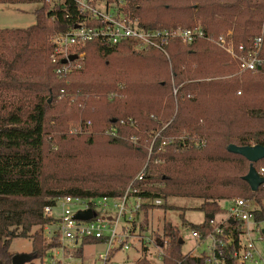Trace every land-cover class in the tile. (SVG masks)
Instances as JSON below:
<instances>
[{
	"label": "trees",
	"instance_id": "1",
	"mask_svg": "<svg viewBox=\"0 0 264 264\" xmlns=\"http://www.w3.org/2000/svg\"><path fill=\"white\" fill-rule=\"evenodd\" d=\"M166 1L128 0L126 11L140 16L145 28L198 26L206 38L213 39L230 33L235 47L242 46L244 53L252 49L255 38L261 37L263 63L254 73L239 74L225 52L203 39L190 45L170 42L164 46L167 57L153 48L137 52L132 42L113 47L93 42L84 48L85 71L69 81V78L59 80L48 60L51 53L48 38L68 28L66 17L74 15L73 4L69 0H0V4H40L34 11V25L26 29H0V75L3 76L0 89L7 93L16 90L19 95L10 97L8 106L0 107V264H12L15 254L10 251V245L17 238L31 241L28 264L41 261L48 254L49 247L42 238L41 228L47 222L42 210L53 199L123 196L126 187L105 190L102 185L95 188L75 181L78 184L59 192L50 190L43 182L46 149H53L51 143L57 133L66 129L68 119L80 115L82 121L96 124L106 120L115 127L109 129L114 132L108 140L111 147L124 146L122 137L126 135L138 137L139 143L147 141L144 149H135L147 166L144 182L139 186L149 182L163 188L140 189V197L147 200L141 211L145 223L147 212L158 208L151 203L155 199L163 196L200 199L198 210L205 214L204 221L186 225L203 241L213 231L210 216L220 212V201L234 196L255 199L258 203L264 199V187L254 193L242 179L247 173L239 167L240 163L245 164L247 172L251 163L227 151L230 145L264 147V0H194L191 5L187 0ZM134 61L153 71L150 82H123L113 70ZM37 67L40 81H34ZM60 90L93 96L81 111L77 106L69 108L65 102L57 101ZM113 93L124 100L105 102L104 94ZM67 109L70 114L65 113ZM100 113L106 117L98 116ZM64 137L62 134L58 138ZM234 160L237 167L231 172L208 167L200 172L192 167L196 162L217 165ZM157 161L167 164L164 172L155 170ZM260 163L264 159L252 164L257 173ZM131 170L122 168L111 183L131 181L127 174ZM254 220L263 221L264 210L256 213ZM239 226L228 223L234 243L240 233ZM165 237L163 264H207L205 256L182 254L178 231L169 228ZM101 242L83 240L76 255L82 257L85 246ZM223 253L224 264H237L231 256V247L224 248ZM135 264L150 263L143 258Z\"/></svg>",
	"mask_w": 264,
	"mask_h": 264
},
{
	"label": "built area",
	"instance_id": "2",
	"mask_svg": "<svg viewBox=\"0 0 264 264\" xmlns=\"http://www.w3.org/2000/svg\"><path fill=\"white\" fill-rule=\"evenodd\" d=\"M74 6V15H67L68 28L53 33L48 42L51 47L49 63L53 75L59 79H67L73 73L83 69L86 60L85 46L99 42L110 47L124 42L134 43L135 50L153 48L162 52L166 57L164 46L178 41L190 45L197 40H205L225 52L237 66L238 73L256 72L257 66L263 63L260 58L262 39H254L252 49L244 53L242 46L235 47L231 34L217 39L206 38L198 27L188 28H145L138 17L126 11L128 0H69ZM71 56L75 59L70 60ZM177 90L173 91L176 96ZM240 95V92H237ZM68 92L60 90L58 100L66 99ZM70 97V96H69ZM72 97V96H71ZM76 97V96H73ZM192 96L187 95V98ZM75 100L71 99V103ZM90 126V122L85 123ZM82 127L71 133L82 132ZM111 136L114 132L110 131ZM151 148L149 149V156ZM157 163V162H156ZM146 167L130 184L119 199L108 197L76 198L62 196L55 198L43 207V217L47 220L42 226V238L45 246L49 247L50 264H84L82 257L76 255L83 240H101L106 246L105 252L99 254L94 264H108L119 252L128 249L132 239L133 226L137 214L147 200L140 197L139 184L144 182ZM264 175V169L258 173ZM260 187H264V184ZM154 207L162 205L160 199L151 202ZM264 210V199L259 203L255 199L237 198L230 202L226 209L224 225H215L207 238L212 241L211 256L206 258L207 264H224L223 249L231 247V256L237 264H264V252L257 249L253 240L264 242V220L256 222L254 215ZM91 211L88 220H77L76 214ZM228 223H238L240 233L234 243ZM192 237L200 240L199 235L192 231ZM154 245L148 238L144 246ZM167 240L161 247H166ZM84 250V248H83ZM163 255V254H162ZM161 255V256H162ZM83 256V251H82Z\"/></svg>",
	"mask_w": 264,
	"mask_h": 264
},
{
	"label": "rangeland",
	"instance_id": "3",
	"mask_svg": "<svg viewBox=\"0 0 264 264\" xmlns=\"http://www.w3.org/2000/svg\"><path fill=\"white\" fill-rule=\"evenodd\" d=\"M187 1L190 5L194 4L195 2L194 0ZM166 2L170 3L171 0H167ZM51 6L52 5H50V7ZM38 8H40V4H0V29H26L34 25V11ZM135 51L139 52L141 50ZM85 67L86 60L83 69L73 73L69 77L68 81L71 80L74 75L84 72ZM121 68L122 69L113 68V70H115V72L122 77L123 82L126 80L150 82L152 80L153 71L145 70L142 68V65L138 66V62L134 61L128 66H122ZM39 71L40 69L37 67L35 72L37 73ZM37 77L38 73L35 76L34 81L37 80ZM1 80H3V76L0 75V81ZM153 80H156V78ZM18 96L19 95L16 90H9L7 93V91L0 89V107L4 104L8 106L10 97L13 98ZM91 96L93 95L68 91V96L66 99L58 100L57 97V101L65 102L69 108H71V106H77L81 109V111H83L88 99ZM104 96L108 99H104L105 102L111 100H124L115 93L104 94ZM237 97L241 98L242 96ZM72 98L75 100L73 103H71ZM248 100L257 101L258 98L248 97ZM70 112V109L65 110L66 114H70ZM97 115L100 117H106V114L104 113ZM149 116L152 117V115ZM86 122H90L91 125L86 126ZM65 125L66 129L57 133V136L51 143V147L53 149L51 150L48 147L45 151L46 157L43 166V182L50 190L62 192L70 186L78 184L75 183V181H81L85 182L83 183L85 186H95L96 188L98 185H100V187L102 185L105 187V190L112 187L123 189L126 187V191L130 184H133L135 178L146 166V162H142V158H139V154L136 153L137 151H135V149H138V147L144 149L147 146V141H142L139 143L138 139H136L138 137L126 135L122 137L125 144L124 146H109V129H114L115 127L109 125L106 120H101L95 124L91 121H82L80 115L76 119H68ZM79 126L83 128L82 132L71 133ZM62 134H64L65 137L59 139L58 137H60ZM88 140H90V143ZM149 147L147 148L148 151L150 149ZM196 163L197 164H193L192 167L197 171L200 170V172L206 167L211 169L220 168L228 172H231L233 169H235V167H237V161L235 160L229 163L225 161L217 165L209 164L207 162ZM155 165L157 167L155 170L158 172H164L163 169H165V166H167V164L158 161L157 163L155 162ZM239 167H242L245 174L247 173V167L245 164L240 163ZM258 167L260 169H264V163H260ZM122 168H125L126 170L128 168L132 169L127 173L130 174L131 181L123 180L120 185L117 183L118 181L111 183L112 179L117 177ZM151 187L163 188V186L149 182H145L142 184V186H139L140 189H151ZM237 198L238 196H234L227 201L219 202L220 212L217 213L215 215V219H213L215 225H222V223L224 225L226 209L228 208L230 202ZM159 199L162 201V205L147 212L146 223L142 216V212L137 214V221L132 224L133 232H131V234L133 238L129 240L128 249L116 254L108 264H135L138 260L143 258L146 259L150 264H163V256L166 252L167 246H161L167 240L165 234L169 228L178 231L183 242L182 254H188L190 256H199L203 254L210 255L209 249L212 245L211 239L206 238L203 241L196 240L192 237V231L188 228V226L185 224L183 225L184 220L191 224H200L204 221L205 214L198 210L201 200L180 196H163ZM150 212L153 213L150 214ZM149 222H152L153 225L150 226ZM146 238L152 240L154 245L145 247L144 241ZM253 240L257 246V249L264 252V242L257 241L256 236H254ZM105 248L106 246L102 244H92L85 246L83 250V256L81 258L83 263L94 264L97 256L105 252ZM10 251L15 255H30V239H14L11 242ZM32 263L50 264V255L46 254V256L41 261L34 260Z\"/></svg>",
	"mask_w": 264,
	"mask_h": 264
},
{
	"label": "water",
	"instance_id": "4",
	"mask_svg": "<svg viewBox=\"0 0 264 264\" xmlns=\"http://www.w3.org/2000/svg\"><path fill=\"white\" fill-rule=\"evenodd\" d=\"M70 60L75 59V56H71ZM227 151L232 154L239 155L246 159L251 165L248 168L247 174L242 178L250 187L252 192H257L261 185L264 184V178L261 177L252 166L253 163H257L264 159V147L252 146V147H237L230 145ZM92 217L91 211L80 212L76 214L77 220H88ZM213 216H210L212 219ZM31 260L30 255H14L12 257V264H28Z\"/></svg>",
	"mask_w": 264,
	"mask_h": 264
},
{
	"label": "crops",
	"instance_id": "5",
	"mask_svg": "<svg viewBox=\"0 0 264 264\" xmlns=\"http://www.w3.org/2000/svg\"><path fill=\"white\" fill-rule=\"evenodd\" d=\"M233 63H234V62H233ZM235 65H236V64H235ZM153 212H154V211H153ZM153 212H150V214H152ZM213 219H215V216L212 217V220H213ZM183 220H184V219H183ZM149 223H150V226L153 225L152 222H149ZM184 223H185V225H186L188 222L184 220V221H183V225H184ZM201 223H202V222H201ZM182 243H183V242H182ZM209 252H210V255H205V254H203V255H199V256H205L206 258H207V257H210V256H211V249H209ZM199 256H195V255H194V257H199Z\"/></svg>",
	"mask_w": 264,
	"mask_h": 264
}]
</instances>
